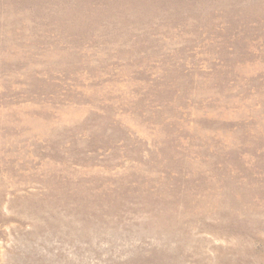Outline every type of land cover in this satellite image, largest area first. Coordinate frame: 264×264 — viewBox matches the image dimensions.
I'll list each match as a JSON object with an SVG mask.
<instances>
[{
    "label": "rangeland",
    "instance_id": "rangeland-1",
    "mask_svg": "<svg viewBox=\"0 0 264 264\" xmlns=\"http://www.w3.org/2000/svg\"><path fill=\"white\" fill-rule=\"evenodd\" d=\"M0 264H264V0H0Z\"/></svg>",
    "mask_w": 264,
    "mask_h": 264
}]
</instances>
